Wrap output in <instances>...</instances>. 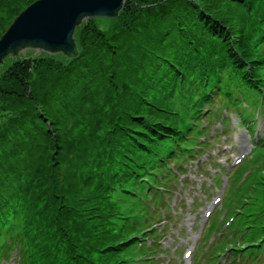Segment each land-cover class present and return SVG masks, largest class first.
Masks as SVG:
<instances>
[{"label": "trees", "instance_id": "trees-1", "mask_svg": "<svg viewBox=\"0 0 264 264\" xmlns=\"http://www.w3.org/2000/svg\"><path fill=\"white\" fill-rule=\"evenodd\" d=\"M134 1L129 12L121 10L111 31L93 29L80 37L86 43L95 42L87 59L88 47L79 49V28L74 34L77 57L47 54L68 63L61 74L50 82L44 80L40 88L30 81L35 65L30 59H18L9 67L5 79L12 90L8 93L20 106H26L13 118L17 125L14 136L32 125L39 146L50 136L59 140L53 135L58 130L53 127L57 120L49 119L53 108L50 87L64 89L69 84L72 88L97 77L106 57L114 61L115 68L130 65L135 78L121 84L126 97H120L119 110L103 121L106 128L101 136L96 135L98 123L87 138L74 145L57 143L61 150L57 166L42 167L24 187L19 180L10 183L9 177L0 182V256L14 248L20 258L25 257L24 264H34L33 250L38 259L46 258L50 264H128L125 255L131 243L127 240L135 227H122L127 218L124 205L134 200L138 203L136 199L145 205V192L151 194L163 185L171 146L176 140L181 141L179 146H186L189 129L179 126L180 114L170 108L175 92L192 80L193 89L201 86L202 91L207 88L232 102L235 93L242 94L255 85L256 67L264 57L254 52L260 54L264 48V0ZM137 24L142 25L141 30ZM171 34L174 37L170 38ZM136 55L138 65L131 68ZM6 82L1 89L5 90ZM159 88L166 98L149 102L151 90ZM87 89L86 84L75 93V102H80L77 111L92 97ZM134 100L136 103H131ZM85 139L92 141L89 144ZM33 143L22 144L15 152L10 148L3 160L24 148L26 157L33 155ZM93 149L101 152L91 154ZM62 164H66L64 169Z\"/></svg>", "mask_w": 264, "mask_h": 264}, {"label": "rangeland", "instance_id": "rangeland-1", "mask_svg": "<svg viewBox=\"0 0 264 264\" xmlns=\"http://www.w3.org/2000/svg\"><path fill=\"white\" fill-rule=\"evenodd\" d=\"M32 1L33 0H0V36L7 30V28L12 23L14 18L19 14V12L24 10L26 8V5ZM134 5L135 1L129 0L126 3V6L123 8V11L125 13L129 12ZM117 24V18L110 19L104 17H90L82 23V25L80 26L81 28L79 27V29L77 30V32H79L77 33V37L80 43V51H83L85 47H88L86 59L91 56L89 51L93 47L95 42L86 43L84 39V41L82 40L84 42L83 43L80 37L84 36L83 34L85 32H89L93 29L95 31L98 30L102 32H107L108 30L111 31L112 27L116 26ZM136 27L140 30L142 29L141 24H137ZM84 28L85 30H83ZM171 37H174V35L171 34L170 38ZM136 53L137 52L135 51V54ZM48 55L46 53H36L33 51H28L19 58L7 59L5 61V64L0 67V87L2 88L3 82H6L5 75L9 70V67H11V65H13L12 63H14V61L18 59H30L31 63L36 65H34V67L30 70V81L36 86V88H40L43 85L44 80L47 82L52 81L53 77L58 75V73H62L63 69L68 63V60L60 56ZM138 58L139 55H136L133 59L131 68L132 66L136 67L138 65ZM121 59L122 57H119L120 61ZM141 59L145 61L148 58L141 57ZM113 64L114 61H111L109 57H106L103 60V66L98 69L99 74L95 75L97 77L94 78L93 76L88 81H83L84 84L79 83L72 88L68 84L64 87V89H61V87L58 86H56V89L50 87L48 91V97L50 99L49 102H51V105H53V117L51 116V118L49 119L57 120H55V126L53 125V123L51 125H53L54 128H58L57 131L54 130L53 135L56 134L59 140L56 141L55 138L50 136V140H48V142H45L41 146H39V141L37 138L38 135H36L35 128L32 125L26 126L25 130H21L18 135L14 136V126L17 125H15L13 118L21 115L23 109L26 106H20V104L15 101V97L8 93V91L12 90L10 82H6L5 90L0 88V139L3 134H6L5 139L1 141V143L2 146L6 145L9 147L8 149H5L2 146L0 147V182L4 181L5 183V179L9 177L10 183L19 180L24 187V185L29 182V179H31L32 176H35V172H39L42 167L48 166L50 163L53 167L57 166L59 162L56 160V158H59V153L61 151L57 143L62 146L66 145V143H72V145H74V143L76 144L78 143V141H81L82 138H87V135L90 132L91 128L95 127L98 123L99 126L96 131V135L101 136L103 134L104 128H106V125L103 121H105L112 115V111L119 110L120 97H126V93L121 89V84L135 78V76L132 75V72H129L128 67H130V65L126 66L125 68H115ZM137 76H139V73L137 74ZM165 82H168V80L162 83ZM15 84L20 86V83H18L17 81L15 82ZM86 84L88 85L87 92L92 91V97L83 104L82 108L79 109V111H77L76 106L79 105L80 102H75L78 99V95L75 93H78L79 90ZM127 90L131 91V88L127 87ZM161 90H163V88H159L158 90L152 89V92L150 91L151 93L148 95L149 102L150 100L155 102L158 97H160L162 100L165 99L166 95L161 94ZM190 97V88L185 87L181 89L180 93L177 96L178 108L182 112L183 117H185V114L189 112L187 110V106L189 104ZM134 102L135 100L131 103ZM166 102L168 103L169 100H167ZM65 106L67 108H65ZM28 116H30V114H28ZM214 124L216 128L219 129V124L217 122H215ZM235 126L236 121L232 116L227 123L225 122L226 129H224L223 132H221L220 130L219 136L227 133V137L229 139H227L226 141L229 140V144H233L235 148L238 149V151H232L231 153H228L229 150H223L224 143H218L219 147L213 146V149H211V153L209 155L206 154L203 158L204 162L201 161L199 163L202 165L200 170L197 168H193V171H190L191 173L195 174L194 178H190L185 187L179 188L182 193V197L179 201H177L176 206L172 205L170 208L172 210L176 209L179 215H182L179 222L181 223L183 228L189 220V215L192 213H196L194 210H191L192 200H206L204 195H207V197L209 198H213L215 197V194L218 193V190L215 187L217 186L218 188H220L222 186L224 177L221 181L217 180L216 175L211 176L209 174V171L217 169L218 172H220V169L216 168L217 165H219L222 169L228 170V168L232 167L231 161L232 159H234V155L238 154L245 147V143L243 142V140L246 133L239 131ZM261 130L264 131V123H262L261 125ZM44 136H46V138L48 139V136L46 134H44ZM46 138L44 137L45 140H47ZM84 141L90 144L92 140L85 139ZM31 143H33L31 147L33 149L31 151L33 152V155L30 154L29 157H26V152L28 150L24 148V150L20 151L15 156H8L6 162L3 160L5 157V153L9 152L10 148H12L13 152H15L17 151L18 146H21L22 144L29 146ZM218 149H221V151L219 152ZM99 152H101V149H93V152L91 154L96 155L97 153L99 154ZM65 167L66 164L61 165V169H64ZM59 174H61L60 171ZM231 215L232 212L229 209V203L221 202L211 213L209 224L213 225L225 222ZM200 216L202 215L196 214L195 222H197V218ZM258 224L259 223L256 222L244 226L243 222L240 220V218H238L231 224L230 228L226 230V233L228 234L233 229L240 232L236 235L229 234L224 238H221L219 242L222 244H230L233 247H239L240 243L243 244L246 243V241L250 242L251 237L247 233V228L251 227V229L248 231L256 229L259 230ZM32 234L33 231L29 233L30 236ZM174 234H176V232ZM174 234H170L168 239H172ZM192 234L193 232L190 231L188 227H185L184 231L180 232L178 235L176 234L177 237L170 243L173 247V252L175 253L176 248L180 251L183 250V248L186 249L189 245H191ZM209 234L212 235V233ZM242 235L245 236V239L241 240L240 237ZM254 239L256 240L257 245H259V247L254 249V252L255 255H259V263L261 264L264 259V233L262 236L256 235ZM31 247L34 248V246ZM201 248L203 249V245ZM251 251L253 250L248 251L249 254ZM131 254L135 256L134 253ZM31 255L34 260V264H50V262H48L46 258L38 259L37 251L33 250ZM61 259L62 257L59 258V260ZM10 264H14L13 260H11ZM201 264H203V261L201 262Z\"/></svg>", "mask_w": 264, "mask_h": 264}, {"label": "water", "instance_id": "water-1", "mask_svg": "<svg viewBox=\"0 0 264 264\" xmlns=\"http://www.w3.org/2000/svg\"><path fill=\"white\" fill-rule=\"evenodd\" d=\"M126 0H33L0 36V67L28 51L78 56L74 34L90 17L117 18Z\"/></svg>", "mask_w": 264, "mask_h": 264}]
</instances>
